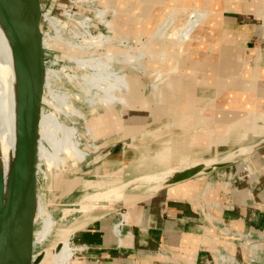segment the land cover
I'll return each mask as SVG.
<instances>
[{
    "label": "crops",
    "instance_id": "1",
    "mask_svg": "<svg viewBox=\"0 0 264 264\" xmlns=\"http://www.w3.org/2000/svg\"><path fill=\"white\" fill-rule=\"evenodd\" d=\"M165 2L117 0L119 9L124 8L116 12L121 19L118 21L130 23L134 34L136 22L146 20L139 13L140 7L158 12ZM236 2L233 9L226 4L215 20L218 25L210 29L206 24L198 37L182 47L177 71L170 73L172 82L166 86L168 76L160 83L149 80V93L132 81L127 86L118 79L106 81L103 77L95 84L93 94L100 92L101 96L87 102L92 111L99 104L104 112L89 117L95 120L86 127L87 132L94 138L112 134L105 145L111 146L105 158L115 160L124 178L83 194L81 213L71 220L65 218V227L61 228L69 229L68 234L73 232L74 242L80 246L75 250L77 264H264V145L241 157L239 163L154 192L144 193L150 185L147 183L128 190L126 185L133 180L125 181L138 174L141 176L134 179L150 180L158 176L154 171L211 161L238 146L250 147L264 137V30L250 13L239 9V0ZM103 10L97 8L96 16L107 24ZM114 21L115 27L119 22L116 18ZM211 30L214 33L210 36ZM199 37L208 41L201 50ZM118 85L120 90L116 89ZM133 87L141 93V99L125 108L134 114L126 116L123 110L118 114L114 104ZM107 102L111 103L109 111ZM47 127L52 128L49 138L60 135L53 128L54 122L49 121ZM238 133L241 136L234 138ZM251 133L257 135L249 137ZM68 137L72 135L57 139L77 142L75 136ZM76 151L69 155L72 165L88 156V152L83 154L84 148ZM219 173L224 177L218 179ZM60 206L54 214L65 216L70 207ZM47 208L42 205L37 211L45 213ZM121 212L126 215L117 234L114 224L122 217Z\"/></svg>",
    "mask_w": 264,
    "mask_h": 264
},
{
    "label": "rangeland",
    "instance_id": "2",
    "mask_svg": "<svg viewBox=\"0 0 264 264\" xmlns=\"http://www.w3.org/2000/svg\"><path fill=\"white\" fill-rule=\"evenodd\" d=\"M116 1L105 0L104 3H101L100 0H89V3L87 0H40L42 13L41 29L46 69L44 98H42L38 127L37 209L41 208L42 205H47L48 208L45 213L42 211L39 213L37 209L35 213L33 253L35 256L37 253L42 252V256L36 264H64L62 261L63 256L68 254L66 246L71 247L73 253L70 259H65V262L77 264L75 250L80 248V246L75 244L73 232L68 234L69 229L61 228L65 227V218L71 220L74 216L81 213L80 208L83 194L105 188L112 183H118L120 182L118 179L124 178L120 177L118 165L115 166L113 161L107 160L111 158L110 156L104 159L107 160L104 163L103 159L99 161L93 159L96 153L100 151V144L105 146L112 140V134L99 135L94 138L86 131L85 122L89 120V117L104 112V107L99 104L92 111L91 105H89L90 102H87V99L91 97H94V100H96L98 96H101L100 92L93 94L96 91L95 84L101 81L103 77L106 81L118 79V81H123L127 86H129L128 82L132 81L135 87L143 88L144 92L149 93L152 86L149 79H145V73H150L152 69L158 67H162L164 70L170 64L171 58L178 56L180 53V48L173 49L169 44V55L166 63L160 65L156 63V60H153L156 63L154 64L150 58H144L146 59L145 62L147 61L146 65L138 62V64L134 63V66L129 68L120 69L119 63L114 62L113 58L115 54H120L122 51L120 53L115 52V50L107 52V49H111L110 47L115 48L116 44L114 42L118 40L117 34L120 32L131 34L133 31L131 32L130 30V23L121 24L118 21L121 19L117 16V13H119L120 9L124 8L121 7L119 9ZM188 2L192 4V0ZM226 4L232 9L237 8L236 0H228V3L227 0H221L220 6L213 11V14H210L206 20H203L200 29L202 30L206 24L210 26V29L211 26L213 29L216 23L218 25L219 23L215 22V20L218 21L220 13L227 7ZM238 4H240L239 9L244 8V11L250 13V16L254 17L257 21L256 24L262 25L260 30H264L263 6L257 0H239ZM170 7L172 8L171 5ZM97 8L105 9L103 10L105 13L102 17L109 21L107 24L97 18ZM160 8L159 11L161 10ZM155 10L152 11L154 12ZM166 10L168 11L169 9ZM166 10L162 11L164 12V16L161 12L157 14L158 17L157 15L152 17L155 19H152L147 24H144L145 21L140 22L139 19L136 22V32L133 34L137 40L134 41L128 38L121 42V46L125 45V48L126 46H132L133 48L146 49L149 45L151 31L164 23L163 21L166 18L170 17V13L167 14ZM152 11L147 12L140 7L139 13L142 16L144 15V19H146V15H150ZM175 11L172 10L170 12L173 13ZM120 13L122 12L120 11ZM178 17L180 20L175 25H182L188 18H196V14H193V6H189L185 11H182ZM115 18L120 25L117 23L114 27ZM126 25L129 27L124 28ZM211 31L214 33V30ZM97 35H101L102 37H98ZM195 37L198 36L193 35V39ZM199 39H203V44L208 45L207 40L200 37ZM186 46L187 44L184 47ZM175 65L176 63H174ZM170 71L172 72L173 69L171 68L167 73L170 74ZM167 73H164L163 79L168 76ZM153 76L155 75L153 74ZM118 88L120 90V85L116 89ZM126 96V100L123 101ZM140 96L141 93L133 87V91L131 90L130 94L123 93L122 102L115 103L113 107L118 114H121L122 110L126 116L134 114L130 108L125 107L141 99L139 98ZM53 104L56 106H53ZM93 105H95L94 102ZM110 105L111 103L107 102V111L110 110ZM49 121L55 123V127L53 128L60 133V135L55 133L58 135L57 138L61 135H72V137H68L67 139H72L75 136L79 141L76 143H73L72 140L62 142L57 138H49L48 134L52 129L51 127H47ZM219 125L220 123H218ZM256 135L251 133L249 137ZM240 136L241 134L238 133L233 137ZM79 148H84L83 154H87L88 152V156L79 162L76 159L74 162L77 163L72 165L73 161L69 160V155L73 152L77 153L76 150ZM81 153L82 151L80 150L77 155L75 154L76 158ZM241 157L244 158V156L236 158L238 163L241 161ZM109 163L111 164L109 165ZM106 171H112V173ZM102 174L105 175L103 176ZM216 177L219 179L223 178L224 175L219 173ZM204 181L205 185L208 181L207 178ZM103 200L100 199L99 202ZM62 204L70 207V210L66 212L65 216H62L60 212L54 214Z\"/></svg>",
    "mask_w": 264,
    "mask_h": 264
},
{
    "label": "water",
    "instance_id": "3",
    "mask_svg": "<svg viewBox=\"0 0 264 264\" xmlns=\"http://www.w3.org/2000/svg\"><path fill=\"white\" fill-rule=\"evenodd\" d=\"M41 15L40 0H0V29L10 52L12 95L18 123V140L7 168V174L10 175L8 180L0 160V264H36L42 256V252L35 256L33 253L34 220L38 203V127L46 69ZM263 145L264 137L253 142L250 147L238 146L211 161L154 171L158 176L150 180L134 179L141 176L138 174L125 180H133L126 185V189L133 190L139 187L135 185L147 183L150 185L144 193L154 192L178 181L231 165L236 158L249 155ZM110 147H102L93 159H104ZM10 177L12 188L17 192L14 200L6 199L5 196L6 181ZM7 207H13V215H7Z\"/></svg>",
    "mask_w": 264,
    "mask_h": 264
},
{
    "label": "bare ground",
    "instance_id": "4",
    "mask_svg": "<svg viewBox=\"0 0 264 264\" xmlns=\"http://www.w3.org/2000/svg\"><path fill=\"white\" fill-rule=\"evenodd\" d=\"M188 1L189 0H170L168 2H165V4L160 8L161 10L159 12H157L155 10L154 12L152 11V13H150L149 16H151V15L155 16L158 13L160 14L162 11L169 9L168 11L167 10L166 11H167V14L170 13V17L166 18L163 21L164 23L157 26L153 31H151V36L149 35L150 36L149 45L146 47V49L145 48L144 49L143 48H133L132 46H126V48H125V45L122 47L121 42L123 40L130 38V39H133L134 41H136L137 38L134 37L133 33L125 34V33L121 32V33L117 34L118 40H116V42H114L116 44L115 48L110 47L111 49H107V52L115 50V52L120 53L122 51L120 54H115V56L113 58L114 62L119 63L118 66L120 67V69L129 68L131 66H134L133 65L134 63L138 64V62L144 63L146 65L147 61L145 62L146 59H144V58H150V60H152V62H153V60H156L157 61L156 63H159L160 65L166 63V61L168 59V55H169V48H168L169 44L173 49L180 48L179 51H181L182 47H184L186 44L188 46V44L193 40V35L194 36L200 35V31H201L200 26L202 25L203 20H206L210 14H213V11H215V9H217L221 3V0H192V4L189 3ZM87 2H89V0H87ZM257 2L260 3L264 8V0H257ZM170 5L172 6V8L170 7ZM189 6H193V14H196V18L191 17V18H188L182 25H175V23L180 20L178 16L182 13V11H185ZM172 10H176V11L171 13L170 11H172ZM161 14L163 15L164 12H162ZM149 16L146 18L144 24H147V23H149V21H152V19H149L150 18ZM199 21H201V23H199ZM211 28H212V26H211ZM169 31H170V33H168ZM212 33L213 32L211 31L210 34H212ZM112 39H113V36H112ZM157 41H159V42H157ZM203 42H204V40L200 39V42L198 44L200 50L203 49L205 46V44H203ZM177 57L178 56H173V58H171L172 60L170 61V63H172V64H169L168 67L165 68L164 70L162 67H158V68L152 69L150 71V73H145L146 74L145 79L151 80L153 78V80L157 79V80H155V82H159L163 78L164 73H167L171 68L173 69L172 72L175 74L177 71V65L174 66V63H176ZM156 63H154V64H156ZM179 72H181V71H179ZM170 73H171V71H170ZM173 73L172 74L167 73L168 78L165 82V86H166V83L172 82L170 80V78H172L171 75H173ZM153 74L155 76H153ZM160 77H162V78H160ZM128 84H129V82H128ZM45 99H43V100H45ZM46 102H47V100H46ZM253 102H255V101L253 100ZM53 106H56V105L53 104ZM249 106H251V105H249ZM253 106H254V103H253ZM246 107H247V105H246ZM251 108H248V109H251ZM242 112H245V111L243 110ZM247 113H248V111H247ZM93 121L87 120L85 122L86 127L91 125V122H93ZM86 131H87V128H86ZM199 134H198V136H199ZM207 137H210V136H207ZM17 138H18V123H17V115H16L14 100H13V95H12L11 58H10V52H9V48H8L7 43H6L5 37H4V35L0 29V160H2V164H3V167L5 169L6 180H8L9 176H10L9 174H7V172H8L7 168L9 165V160L13 154V151L16 148V143L18 140ZM75 140L79 141L77 137ZM100 147H101V145H100ZM104 159H106V158H104ZM104 159H103V163L107 161ZM113 161H115V160H113ZM110 164L111 163H109V165ZM106 172H108V171H106ZM108 173H112V171H109ZM188 182H189V180H188ZM182 188H183V186H182ZM187 188H189V187H187ZM191 189H193V188H191ZM16 195H17V192L14 188H12V181H11V177H10V180L6 181V186H5L6 199L14 200L17 197ZM15 207H16V205H15ZM13 214H14L13 207H9V208L7 207V215H13ZM16 215H17V212L15 213V216ZM93 215L94 214H92L91 216H93ZM125 215L122 212V218H123V216L125 217ZM116 223H115V225H116ZM69 243H70V239H69ZM66 247H67L68 254H65L63 256L62 261L64 262V264H70V263H66L65 259H68V258L70 259V256H72L73 250L71 249V247H68V246H66Z\"/></svg>",
    "mask_w": 264,
    "mask_h": 264
},
{
    "label": "built area",
    "instance_id": "5",
    "mask_svg": "<svg viewBox=\"0 0 264 264\" xmlns=\"http://www.w3.org/2000/svg\"><path fill=\"white\" fill-rule=\"evenodd\" d=\"M122 214V212L120 213ZM122 225H123V219L122 217L117 221L116 225L114 224V230L117 234H120L121 233V228H122Z\"/></svg>",
    "mask_w": 264,
    "mask_h": 264
}]
</instances>
